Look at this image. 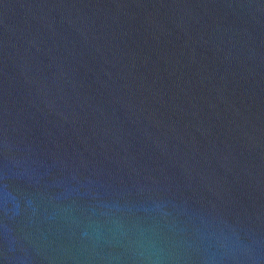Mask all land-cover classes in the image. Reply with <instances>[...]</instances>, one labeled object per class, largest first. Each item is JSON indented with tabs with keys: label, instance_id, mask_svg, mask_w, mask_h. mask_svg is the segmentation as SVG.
I'll use <instances>...</instances> for the list:
<instances>
[{
	"label": "water",
	"instance_id": "obj_1",
	"mask_svg": "<svg viewBox=\"0 0 264 264\" xmlns=\"http://www.w3.org/2000/svg\"><path fill=\"white\" fill-rule=\"evenodd\" d=\"M0 264H264V0H0Z\"/></svg>",
	"mask_w": 264,
	"mask_h": 264
}]
</instances>
